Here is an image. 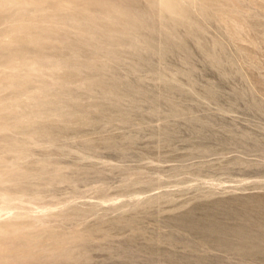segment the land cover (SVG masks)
I'll return each instance as SVG.
<instances>
[{"label":"rangeland","instance_id":"374dc122","mask_svg":"<svg viewBox=\"0 0 264 264\" xmlns=\"http://www.w3.org/2000/svg\"><path fill=\"white\" fill-rule=\"evenodd\" d=\"M0 264H264V0H0Z\"/></svg>","mask_w":264,"mask_h":264}]
</instances>
